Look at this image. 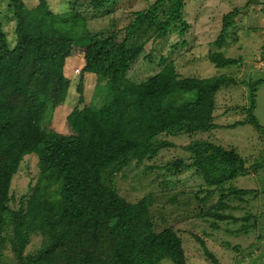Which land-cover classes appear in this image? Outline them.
I'll list each match as a JSON object with an SVG mask.
<instances>
[{
  "label": "trees",
  "instance_id": "obj_1",
  "mask_svg": "<svg viewBox=\"0 0 264 264\" xmlns=\"http://www.w3.org/2000/svg\"><path fill=\"white\" fill-rule=\"evenodd\" d=\"M109 1L67 0L63 11L54 12L47 0H36L31 7L24 0H7L15 40L8 41L0 20V264H160L164 258L187 264L178 233L171 226L156 230L147 198L126 200L114 185V174L133 161L153 169L147 163L161 150L175 149L178 145L167 138L179 134L190 137L181 145L189 161L168 160L163 168L172 174L193 166L210 192L247 170L233 148L192 139L217 126L212 120L215 92L232 85L234 78H180L172 62L142 81L128 75L143 52L132 35L144 27L160 38L170 28L185 25L184 0H154L133 11L120 38L119 30L91 32L86 27L85 8L98 9ZM160 12L166 16L160 18ZM74 54L83 60L81 76H95L94 93L101 95V102L82 104L79 80L77 103L64 118L66 131L58 132L46 128L43 120L69 94L63 69ZM210 59L217 66L236 62L220 54ZM262 81L250 83V104L243 107L244 121L258 130L252 108ZM29 153L38 156V177L26 199L21 196L19 206L10 209L11 179ZM249 190L232 188L227 193L239 196ZM223 197L204 214L217 221L235 219L218 212L226 207ZM31 232H38L42 242L25 253ZM196 238L205 257L219 264ZM6 242L11 260L4 259Z\"/></svg>",
  "mask_w": 264,
  "mask_h": 264
},
{
  "label": "rangeland",
  "instance_id": "obj_2",
  "mask_svg": "<svg viewBox=\"0 0 264 264\" xmlns=\"http://www.w3.org/2000/svg\"><path fill=\"white\" fill-rule=\"evenodd\" d=\"M47 1L54 12L63 11L67 4V0ZM153 1L110 0L98 9L87 6L84 12L86 27L91 32L119 30L120 38L131 13L145 9ZM24 2L31 7L36 0ZM6 3L7 0H0V20L8 41L13 44L14 23L10 20ZM166 9L164 5L163 10ZM161 14L160 18L166 16ZM181 16L185 25L170 28L160 38L153 37L155 31L144 27L132 35V41L143 45V52L128 75L133 81H142L162 65L172 62L180 78H234L232 85L215 92L212 120L217 126L210 131L195 133L192 139H205L233 148L245 160L247 170L210 192L194 173L193 166L172 174L163 168L168 160L181 158L184 162L189 161L181 145L188 143L190 137L179 134L167 138L178 145L175 149L161 150L152 163H147L154 166L153 169H146L133 161L114 174V185L128 201L135 202L143 196L147 198L156 230L171 226L178 233L187 264H214L205 257L196 237L204 242L219 264H264V81L256 85L252 108L260 130L244 121L247 110L243 108L250 104V83L264 78V0H184ZM212 54L233 58L236 62L217 66L210 59ZM82 65L80 54L66 59L63 71L70 81V91L64 103L45 116L43 125L46 128L66 131L64 118L77 103L75 88L79 80L82 81V104L101 102V95L94 93L95 76L91 73L81 76ZM191 95L186 94V98ZM158 138L166 137L158 135ZM38 172V156L33 153L24 155L11 179L10 209L19 206L21 196L26 199ZM232 188L250 190L238 196L227 193ZM221 194L227 204L218 212L230 213L235 219L217 221L204 214L206 210H214ZM211 222L217 223V227H212ZM41 242L42 236L31 232L25 253L35 251ZM3 255L6 260L12 259L7 242ZM160 264L172 263L164 258Z\"/></svg>",
  "mask_w": 264,
  "mask_h": 264
},
{
  "label": "crops",
  "instance_id": "obj_3",
  "mask_svg": "<svg viewBox=\"0 0 264 264\" xmlns=\"http://www.w3.org/2000/svg\"><path fill=\"white\" fill-rule=\"evenodd\" d=\"M198 27H200V29L202 30V28H201V26H200V25H198Z\"/></svg>",
  "mask_w": 264,
  "mask_h": 264
}]
</instances>
